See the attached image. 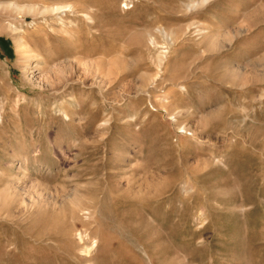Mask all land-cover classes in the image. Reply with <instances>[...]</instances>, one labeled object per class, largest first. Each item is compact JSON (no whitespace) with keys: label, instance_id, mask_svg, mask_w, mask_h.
<instances>
[{"label":"rangeland","instance_id":"374dc122","mask_svg":"<svg viewBox=\"0 0 264 264\" xmlns=\"http://www.w3.org/2000/svg\"><path fill=\"white\" fill-rule=\"evenodd\" d=\"M0 264H264V0H0Z\"/></svg>","mask_w":264,"mask_h":264},{"label":"bare ground","instance_id":"6f19581e","mask_svg":"<svg viewBox=\"0 0 264 264\" xmlns=\"http://www.w3.org/2000/svg\"><path fill=\"white\" fill-rule=\"evenodd\" d=\"M6 5V4H5ZM57 6V5H56ZM53 7H55V6H53ZM12 8H13V6H12ZM26 8V7H25ZM65 8H67L68 9V7L66 6H64V7H56V8H53L51 11H46V13L48 12V13H52V14H59V13H62V10L64 9L65 10ZM14 10H16V9H14ZM34 10H35V8H34ZM67 12V11H66ZM38 13V12H37ZM40 13V12H39ZM63 14V13H62ZM61 14V15H62ZM33 15V14H32Z\"/></svg>","mask_w":264,"mask_h":264}]
</instances>
